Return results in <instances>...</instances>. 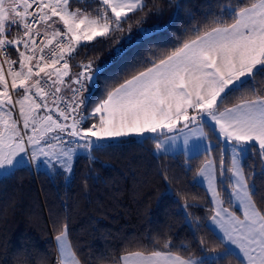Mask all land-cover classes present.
<instances>
[{
    "label": "snow or ice",
    "instance_id": "1",
    "mask_svg": "<svg viewBox=\"0 0 264 264\" xmlns=\"http://www.w3.org/2000/svg\"><path fill=\"white\" fill-rule=\"evenodd\" d=\"M69 3L70 0H0V175L14 174L19 166L30 163L25 159L29 147L37 167L43 164L50 172L62 170L70 174L78 149L87 150L88 158L94 159L91 152L102 149L105 142L114 138L173 132L181 123L184 128L189 124L198 128L211 124L212 130L218 129L224 138L227 147L223 154L231 148V167L224 168L221 159L219 177L214 173L211 157L198 173L217 205L211 219L223 233L217 239L224 244V251L215 255L219 259L233 255L234 246L241 254L240 264H264V207L257 206L254 196L258 189L254 182L249 184L242 163L245 153L256 151L255 145L264 161V89L257 95L253 87L248 98L223 110L218 107L219 101L264 76V0H245L244 4L226 8L215 26L196 29L194 38L148 62L151 66L146 64L144 70L118 86H106V97L100 98L91 113L79 118L81 105L86 106L91 99V84L100 69L97 67L93 73L90 63L84 65L72 80L78 87L72 88L70 100H64L58 94L62 90L59 85L64 84L70 71L66 55H71L82 41L123 31L129 14L144 12L148 5L145 0H100L101 12L91 18L82 15L80 9L70 10ZM54 17L64 31L53 28ZM12 28L22 29V35L9 38ZM49 28H53L51 34ZM139 31L145 32L142 28ZM54 41L55 46L50 47ZM9 46L15 48L18 60L11 59ZM122 53V48L116 49L117 55ZM17 64L18 69L14 67ZM17 89L23 94L14 100L12 93ZM84 91L89 95L81 98ZM50 95L52 106L48 102ZM17 108L19 118L13 115ZM41 110L46 114L41 115ZM97 114L98 124L81 126ZM69 120L71 123H66ZM53 132L69 139L56 135L53 139L57 143H47L48 134ZM204 139L201 135L195 146L203 144ZM42 142L45 146H41ZM156 148L160 149L161 144L157 143ZM210 151V145L204 144L203 154ZM226 188L230 191L226 192ZM222 193L225 199H221ZM224 203L229 206L223 207ZM55 240L57 264H80L69 243L67 223L61 225ZM168 247L169 242H165ZM122 260L123 264H197L161 250L130 253ZM199 264L208 261L202 258Z\"/></svg>",
    "mask_w": 264,
    "mask_h": 264
},
{
    "label": "trees",
    "instance_id": "2",
    "mask_svg": "<svg viewBox=\"0 0 264 264\" xmlns=\"http://www.w3.org/2000/svg\"><path fill=\"white\" fill-rule=\"evenodd\" d=\"M145 2L148 8L131 13L123 31L82 44L67 55L72 73L89 63L100 69L91 99L83 105L87 114L102 96L106 97V86H118L144 70L146 64L151 66L148 62L194 38L196 29L215 26L226 8L245 0ZM71 5L89 16H97L102 10L99 0H72ZM17 31L22 35V29ZM9 37L15 35L9 32ZM117 48L123 53L117 55ZM9 49L18 60L15 48ZM253 87L257 95L262 94L264 76L219 101V110L248 98ZM96 120L88 119V124ZM205 128L218 141L210 125ZM157 143L147 135L105 143L92 152L94 159L83 155L77 159L70 181L61 172L52 176L31 166L0 178V264H55V236L64 223L68 224L69 242L80 264H121L127 254L153 250L170 251L198 262L204 257L208 264H240L234 253L223 259L215 255L224 251V244L209 225L214 206L207 190L195 182L208 153L192 157L184 153L156 155ZM255 149L244 168L248 182H254L258 189L254 196L257 206L264 207V161ZM213 150L215 157L221 152L219 145ZM165 242H169L168 248Z\"/></svg>",
    "mask_w": 264,
    "mask_h": 264
},
{
    "label": "rangeland",
    "instance_id": "3",
    "mask_svg": "<svg viewBox=\"0 0 264 264\" xmlns=\"http://www.w3.org/2000/svg\"><path fill=\"white\" fill-rule=\"evenodd\" d=\"M77 1H83V0H77ZM87 1H89V0H87ZM99 1H100V0H99ZM71 2H72V0H70V3H69V8H70V10H72V11H76L77 8H74V7L71 5ZM81 14H82V15H86L82 10H81ZM130 14H131V13H130ZM130 14H129V15H130ZM87 16H89V15H87ZM89 17L94 18V17H96V16H92V15H90ZM53 20L55 21V17L53 18ZM58 21H59L58 18H56V22H57V23H58ZM50 22H51V21H50ZM98 38H101V37H96L94 40H92V41H90V42H93V41H95V40L98 39ZM90 42L82 41L81 44L78 45V46H81L82 44L90 43ZM78 46H76V48H77ZM66 58H67V55H66ZM69 69H70L69 74H71V73H72V70H71L70 67H69ZM82 71H83V70H82ZM92 71H93V73H95V71H96V67H93V68H92ZM80 72H81V71H79V72H74V75H73L72 77H73V78H76ZM5 74H6V72H5ZM6 75H7V74H6ZM9 80H10V78H9ZM87 84H88V82L85 81V86H86V88H87ZM96 84H97V79H95V80L92 82V85H91V89H92V91L95 89ZM71 85H73V84H72V82L69 81V82L67 83V86H66V87H67V90H70ZM85 92H86V91H84V92L81 93V98L83 97V95H84ZM22 94H23V92L18 93V94H15V95H13V93H12L13 99H14V100L17 99V98H18L19 96H21ZM88 95H89V93H88V91H87V96H88ZM93 109H94V108H93ZM93 109H92V110H93ZM92 110H91L89 113H91ZM89 113H88V114H89ZM40 114H41V115H45L46 113H44V111L41 110V113H40ZM13 115L16 116L17 118H19V117H18V108H17V109H13ZM209 125H210V127L212 128V125H211V124H209ZM189 126H191V128H187V129L181 131V130L177 127L173 132H169V133H171L170 135H166V136H164V137L162 138V140H159V141H158L159 144H161V148H160V149L155 148V149H154V153H155L156 155H160V154H171V155H173V154H177V153H180V152H184V153L186 154V156H189V157H190V156H192V155H193V156H194V155H198V153L202 154V153H203V147H204V144H208V145H210V147H211V151L208 153V156L206 157V159H205V161H204V164H205V162L211 157V158L214 160V166H213V167H214V173L217 175V177H219V171H220V160H221V159L224 160V168L227 169V168H230V167H231V148L228 147V148H227V154H226V155L223 154V150H224L227 146L225 145V142H224V138H223V136H221V135L219 134L218 129H215V130H214L215 134H216L217 137H218V141H216L215 139H213V138L210 137V134H209V132H207L205 126H201V128H198L196 124H189ZM21 127H22V125H21ZM57 134H58V133H57ZM57 134H56V135H57ZM53 135H54V132L48 134V137L46 138L47 143L55 144V143H54L55 139L52 138ZM56 135H55V136H56ZM201 135H204V136H205V139H204V141H203V144H200L199 147H196L195 145L197 144V142H198V140H199V137H200ZM55 136H54V137H55ZM153 138H154V137H153ZM186 140H187V145L185 144V141H186ZM42 145H44L43 142H42L41 146H42ZM216 145H219V146H220V151H221V152L218 154L217 157H215V152H214V150H213V148H214ZM44 146H45V145H44ZM255 146L258 148V145H255ZM186 149H187V150H186ZM258 149H259V148H258ZM31 151H32V149H31V147H29V149H28V153H27V155L25 156V159H26L27 161H30V163H26V164H24V165H21V166H19L18 168L23 167V166H31L33 169H35V170L38 171V172L46 171L47 173H49V174L52 175V176H55L56 174H58V173L61 172L62 174H64V175L66 176V178H67L68 181H70V180L73 178V176H74V168H75V164H76L77 159H78L80 156H76V161H75V158H74V160H73V166H72V171H71V173L69 174V173H66V172H64V171H62V170H60V171H56V172H50V171H49V168H48V167H45L43 164H41L39 167H37V166H36V161L33 160V159H31ZM249 153H250V152L245 153V154L243 155V157H242V163H243L244 165H245L246 158L248 157ZM200 154H199V155H200ZM88 155H89V154H88ZM88 155H83V156L88 157ZM91 156H92V152H91ZM40 159H43V157H40ZM204 164L201 166V168L204 166ZM201 168H200V169H201ZM200 169H199L198 172H197V175H196V178H195V182H196L198 185L204 187V188L207 190V192H208V194H209V197H210V199H211L212 206H214V209H215L217 205L215 204V202H214V200H213V198H212L211 190L209 189L207 183L204 182L203 180H201V179L198 177V173H199ZM244 171H245V168H244ZM0 172H2V170H0ZM229 174H230V173H229ZM245 175H246V173H245ZM7 176H9V175H7ZM3 177H6V176H4V175H0V178H3ZM246 178H247V176H246ZM249 184H250V183H249ZM225 191H226V192H227V191H230V189L226 188ZM221 199H225L223 193H222V195H221ZM232 206H233V207L236 206V201H235L234 199H233ZM223 207H227V204L224 203V204H223ZM55 243H56V253H57V256H58V252H57V242H56V240H55ZM69 243H70V242H69ZM70 246H71V245H70ZM71 249H72V248H71ZM202 258H204V257H202ZM202 258H200V260H201ZM121 262H122L121 264H123V260H122Z\"/></svg>",
    "mask_w": 264,
    "mask_h": 264
},
{
    "label": "crops",
    "instance_id": "4",
    "mask_svg": "<svg viewBox=\"0 0 264 264\" xmlns=\"http://www.w3.org/2000/svg\"><path fill=\"white\" fill-rule=\"evenodd\" d=\"M22 10V9H21ZM55 21H56V18H55ZM49 23H51V22H49ZM53 28H58V29H60L61 31H64V27H63V25H62V23L61 22H59L58 21V23L56 22L55 24H53ZM53 28H49L48 29V32H49V34H51V32L53 31ZM14 29V28H13ZM9 30V32H12L15 36H17L19 33H18V31L17 30ZM40 31H41V34L43 35V31H44V29H43V27L41 26V28H40ZM9 38H12V37H9ZM23 46L21 45V48H22ZM74 75V73H71V74H69L67 77H64V84L63 85H59L62 89H63V91H64V95H66V96H69L71 93H72V88H74V84L73 85H71V88H70V90H67V83L70 81V82H72V80L74 79L72 76ZM53 79H55V76H53ZM92 85V84H91ZM87 87H88V84H87ZM16 92H17V94L18 93H21L22 92V90L21 89H17L16 90ZM190 114H191V110H190ZM97 120L96 121H94L96 124H98L99 123V115L97 114ZM181 131L182 130H185V129H187V128H191V126H188L187 128H184L183 127V123H181V124H179L178 126H177ZM57 134V132H54V135L52 136V138L55 136ZM171 133H169V132H167L166 130L163 132V133H160V132H158V133H146L145 135H147V136H152V137H154V138H156L157 139V142L159 141V140H162V138L164 137V136H166V135H170ZM129 136H137V135H135V134H132V135H129ZM128 137V136H127ZM119 138H122V137H119ZM119 138H114V139H112V140H109V141H107V142H105V143H108V142H111V141H114V140H117V139H119ZM81 143H83V141H81ZM159 143V142H158ZM42 146H44V145H42ZM180 153H184V152H180ZM89 153H88V151L87 150H85V149H78V152H77V155L76 156H82V155H88ZM178 154V153H177ZM185 154V153H184ZM174 155V154H173ZM186 155V154H185ZM193 156V155H192ZM192 156H190V157H192ZM195 156V155H194ZM187 157H189V156H187ZM75 158V161H76V157H74ZM44 172H46V171H44ZM209 225H210V227L214 230V232L218 235V236H222L223 235V233L220 231V229H219V227L218 226H214V222L212 221V219L210 218V220H209ZM224 243H227V240H226V238H225V241H224ZM232 253H234L235 255H237L239 258H240V252H239V250L237 249V248H235L234 246H232ZM174 254V253H173ZM128 255V254H127ZM191 260H193V261H195V262H197V264H199V262L197 261V260H195V259H191Z\"/></svg>",
    "mask_w": 264,
    "mask_h": 264
},
{
    "label": "built area",
    "instance_id": "5",
    "mask_svg": "<svg viewBox=\"0 0 264 264\" xmlns=\"http://www.w3.org/2000/svg\"><path fill=\"white\" fill-rule=\"evenodd\" d=\"M35 7V6H34ZM30 11H32V9H30ZM41 28V27H40ZM44 37H43V35L41 34V37H40V39H43ZM55 41H54V44H53V46H50V47H54L55 46ZM21 50H23V47L21 48ZM8 53H9V55H10V57H11V59L12 60H14V58H13V56H12V53H11V51H10V49H8ZM45 54L47 55V49L45 50ZM36 55L38 56V55H40V53L39 52H37L36 53ZM66 58V57H65ZM67 59V58H66ZM0 62H2V60H0ZM68 62V61H67ZM35 63V61H33V64ZM15 68H19V65L17 64V65H15L14 66ZM57 67H59V65H57ZM47 70V69H46ZM5 72H6V74H7V66L5 65ZM41 76H43V74H41ZM36 79V77H33V80H35ZM45 79H46V77H45ZM75 87H78V85H75L74 86V88ZM62 89V88H61ZM45 91H50L48 88H46L45 89ZM15 94H17V92L15 91V92H13V95H15ZM59 96H61V97H63L64 98V100H70L71 99V97H72V93L69 95V96H66V95H64V91H63V89L61 90V93H59L58 94ZM52 99H53V97L50 95L49 97H48V102H49V105L50 106H52ZM64 105L63 104H61V107H63ZM52 115H53V118H56V116H57V114L55 113V112H53L52 113ZM86 115H88L86 112H85V110H84V107H83V105H81V109H80V111H79V113H78V116H77V118H79V116H86ZM61 123H65V121H63V120H61L60 121ZM66 123H71V120H69V121H67ZM93 123H95V122H93ZM93 123H91V124H93ZM91 124H88V120L85 122V123H83L81 126L82 127H88V126H90ZM57 135H62L63 136V139H65V140H67V139H69V137H67L66 135H63V134H57ZM54 143H57V141L55 140L54 141ZM67 145H65V147H66ZM55 264H57V256H56V259H55Z\"/></svg>",
    "mask_w": 264,
    "mask_h": 264
}]
</instances>
